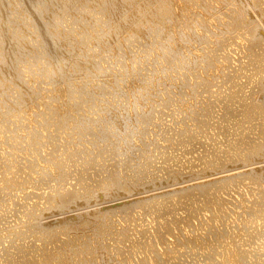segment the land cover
<instances>
[{
	"label": "bare ground",
	"instance_id": "bare-ground-1",
	"mask_svg": "<svg viewBox=\"0 0 264 264\" xmlns=\"http://www.w3.org/2000/svg\"><path fill=\"white\" fill-rule=\"evenodd\" d=\"M17 1L16 0H0V83H1L0 92L1 93L8 92L11 86L13 85L16 86V88L18 87V89L20 90L18 98L14 97V99L10 103L8 100V103H6V107H8L7 104L8 105L10 104L9 105L10 108L11 106H17L14 108H18V106L21 107L24 104H27L26 101L29 100V98H27L26 100L25 93H22V87H21L22 86V82H21L22 73L19 72L20 70L18 69H20L19 68L20 66L18 65H19V62L21 63V60L24 59V55L26 53L32 52L33 54V51L36 49L32 43L26 42L27 40L25 41L26 34H28L27 37L29 39V36H30L29 33H31L33 36L35 35L32 38L36 39L35 37L37 36V39L39 40V43H40L39 47L42 44V47H41L42 49L41 50L39 49L40 51H38V55L36 56L37 59L39 60L43 58L41 60L43 63L44 57H46L47 62L49 64L47 68L46 67L47 62L43 63V65L45 64L44 65L45 67H41L42 71H39V72L42 73L43 75L44 74L47 75V77L50 78V82L54 86V89L52 88L53 91L58 92L60 94V97H62L63 99L66 98L65 103L69 105L71 112L73 111V108L75 109V112L73 111V113H70L69 110H67L66 112L63 111L64 112L63 113L59 109L53 110L51 113L49 112L50 110L47 109V111L49 112L48 114H45L47 112L44 109L45 110L44 112L43 111L40 112V113H43L42 120L45 118V116L47 118H50L49 120L53 121V123H51L48 119H44L43 121L48 120L46 121V125L48 123V126L55 125L54 131L55 130L58 131V129L62 130L65 128H69L71 126L74 129H76L75 132H78L80 135H82L83 133H88L90 134V137H91L92 136L91 134H93V136H95L93 139L95 143L94 142L92 143L90 141L91 138L89 141L92 143L91 146L94 148L92 150L94 152V157H91V160H94V162L92 163L91 160L86 161L85 157L86 158L89 157L90 159L89 153H91V151L88 152L87 151L88 148H83V146L81 147L80 145L76 144L77 140L75 144L68 143L69 140L67 141V143H65L67 144L66 145L67 148L68 147L72 148V150L69 149L70 153L66 154V150L65 149L63 150L60 148L61 145H59L58 147V145L55 144L57 137H58V135L56 137V134L58 132L55 131V133L57 132L56 134L54 133L55 138L53 137V135L52 136L46 135V138L47 139L49 138L52 140L56 139L53 142L54 143L53 145H56L58 148L56 146H52L51 145L52 141L49 140L50 142L49 141H46V142H48L49 145L52 146L51 148H53V150L51 151L48 150L49 148L47 149L49 153L47 152L46 153L50 155L49 157H46L45 156L46 154L42 155V153L39 152L40 150L39 151L37 150V153L38 152L39 154L41 153L40 155L41 157H39L40 159L37 158L38 159L37 162H35V160L34 162L36 163V165L39 162H43L44 166H42V172L40 173L39 178L35 181L34 178H36L37 175L36 176L34 175L36 172H38V171L34 172L33 170L35 163L33 162L32 164H30L27 161L25 163H28V164L15 165L14 163L17 161L16 157H14L15 159H13L12 157L16 155L17 153L15 154L14 152L13 153L14 155L11 156V152L8 151L9 152L8 153L5 150L8 153V155H10L12 160H15V161H13L14 162L13 163L11 159H8L9 157L7 158L4 155L3 157L6 158L4 159L5 161L3 160L4 162L2 161L4 166L2 164L0 165L1 167L3 166V170H4L5 167L6 166L8 167V164H9L8 170L5 169L4 171H2V168L0 167L2 171V172L0 171V224L3 219L6 220L8 224L7 227H3L1 228L2 230H0V233H1L0 234V244H1L0 245V264H180V263L181 264H264V164L262 166L260 165L262 163L261 161L264 160V40H263L264 38L260 37V33L261 32L264 33V0H245L243 4L237 5V8H238L237 11L233 10L232 12V17H231L232 22L230 21L223 22L224 30L220 31V34H222V37L217 36L219 31L214 32V31H211V29L210 31L208 30V27H207L208 23L206 22L207 20L206 21L204 20V18L201 15V12L200 14L194 13L195 15H197V18L194 19L195 27H197L199 31H206V32L208 31L209 34L208 35L206 34V35L209 38L210 37L214 38V40L211 41L207 39L208 37L205 35V33L195 35L200 43V45L198 46H202L201 48H204L202 49L203 51L206 48H209V49L208 50L206 49L207 52H205L204 54L201 53V54L195 55L194 60L192 59V61H194L192 62L193 63V66H191L192 68L185 65V67H189V70H188L189 73H191L190 72L191 69L192 71L197 73L196 71L202 67L201 63H205L203 67L204 68L206 67V69H204L206 71L208 70L207 68L215 67L214 57L217 56L216 51L221 48H213L211 45H209V43L213 44V46L217 44V47H221L222 44L220 42H222L226 38V35H229L233 32L234 33L236 32L239 35L240 40L244 41V43H242L241 45L242 48L244 49V54L240 58V60L237 61V64H235L233 68H231L230 70H222V76L224 78V81H223V78H221L222 79L221 81H223L224 85H220V87L216 86L217 90L214 89L215 91L214 90L207 91L209 92L208 97L211 96L210 98L214 97L215 99L205 104L202 102L204 99H206L204 98L200 102V106H199L200 112H198L199 110L196 111L195 113L194 112L192 113V111L189 112L190 114L192 113V114H195L196 116L194 117L195 119L193 120L194 122L193 128L190 127L189 124L186 125L185 127H179V128H177V126L176 128L168 126V128L163 130V132H159L161 137L158 135L160 138H158L157 140L158 142L161 140L163 142H166V145H161L160 143L156 142V140L154 141V143H152L153 141H149V142L147 141V143H150V144H145L144 142H142L144 140L142 138L141 143L142 144L144 143L143 147H140L142 144L138 143L140 138L138 137L137 134L135 135V131L137 130L136 128H138V125L141 126L145 124L144 126H146L149 123V121L151 122L154 109L152 110H149V109H151L150 107L152 106L150 105L148 107V110H146L145 109L146 105L145 106L142 105L143 107H145L143 108L145 109V111H142V106H141L140 108L141 113L138 114L140 120H138V122L136 120V122L138 123V125L136 124L137 125L136 128H134L135 126H133L132 128L131 124L128 125L127 123H126L127 126H125L124 125L125 123H123L122 125L125 126V128L123 127L124 130L121 133V131L113 123V120L112 121L110 120L111 124L109 125L111 126L107 127L105 125L107 124V122L104 123L102 126L101 125L102 123L98 124V121H97L98 119L94 120L93 119L94 117L90 118V116L79 114L80 107L83 104L85 105V102L88 103L89 101V99L88 100L86 99L88 95L86 94L87 96H85L84 89L81 93L79 91L78 93L77 91H75L76 89L75 87H72V86L66 87L64 85H61L60 83L61 78L70 79L68 70H66L65 63L66 62L75 63L77 66L79 65V72L82 73V76L83 74L90 76L91 71L94 70V69L93 70L91 69L95 68L92 66L94 65L98 66V62H96L95 59H97L98 56H103L107 52L111 51V48H109V51L105 50L106 47L103 46L105 41L114 43V46L116 45L121 51H123V55L125 56H126V53H124V51L127 50V55L130 56L131 55L129 52L130 47H131V50H134V49H133V46L131 45L129 46V50H128V48L126 47L128 44L126 43L127 42L129 43L131 40L135 42V40L137 41V39H140V41H137L136 43L139 42V45L141 43L143 44L144 42L142 41L144 40L142 39H144L146 35L148 34L150 35L151 33L150 36H151L152 41L154 42V48L158 49L157 53L158 51H161L164 58L167 59L166 61L168 60L176 61V64H177V60H178V63L180 64V61L183 58V54H184V53L182 54L183 50L180 51L179 50L180 47L178 48L176 44H174V47L176 46L178 50H176V48L174 49L172 47L173 46L172 43L177 38H178L177 40H179L180 37H183V38L186 37L183 35L185 28L183 29L182 21L185 19H187L188 21H191L190 20L191 18L189 19L188 17L191 14L190 8H189V2L191 0H27V1L25 0L24 4L20 2L18 3ZM199 1L200 0H197V2ZM26 10L31 11V14L30 12L27 13ZM213 14L215 13H212L211 15L213 16ZM76 17L77 18L80 17L81 23L83 22V24L81 23L79 24L80 21L79 22L77 21V23L82 26L81 27L82 30L80 28L81 31H77L78 33L81 32L79 37L74 36V33L76 32L75 30H74L75 31L74 33H73V30H71L73 35L70 33L71 31L68 32L69 34L68 33L67 34L63 33V35H61L62 33L56 34L57 32H59V30H57L59 28L57 27V25H59L58 23L61 20L67 19V18L70 20V18H76ZM214 17L215 16H213V18ZM35 18L37 19L35 20ZM64 21L66 22V20L62 21L65 24ZM66 23H69L71 25V22L67 21ZM61 25L59 26L61 27ZM72 25H73V21H72ZM53 28L55 29L57 28L56 33ZM67 29H63V31L65 30V33H66ZM60 31H62V29H60ZM192 32H195V31H192ZM152 33H153V36H152ZM185 34L187 35V33ZM189 34L191 35V31ZM245 37H249L250 40L245 39ZM104 38L106 39L108 38L109 41L105 40ZM149 38H146V39L149 40ZM47 41H49V44ZM92 41H95V45L93 47L91 45ZM180 42L178 43L180 44ZM109 44L110 43H108V45ZM112 45L113 44H111L110 46ZM133 45L135 46V43ZM229 45H233V42H231ZM50 46H52V49H51L52 52L49 50L50 51L49 53L47 49ZM103 47H104V50L102 49ZM182 47H184V45ZM36 50H35V53L37 54ZM133 53L134 51H132V55ZM118 54L120 55V53ZM162 54H160V56ZM135 56L137 55L135 54ZM127 57L126 59L124 58L126 61L129 60ZM28 58L30 59V57H27V55H25V60L26 59L28 60ZM161 58L163 57L161 56ZM27 60H26V64L31 65L32 63L34 65V63H36L35 60H34L35 62H31V63H29L30 60H28V63H27ZM89 60L91 61L92 64L90 66V63H89V67H88L87 62ZM125 60L121 59L118 62V64H120L121 65L120 67H122L121 72L127 71L126 72V75H127L129 70H126L127 69L126 66L129 63L127 62L126 64ZM41 61H38V62H41ZM154 61L156 62V60ZM168 62H166L165 65H167ZM49 66H51L52 69ZM168 67L172 69L171 66L169 65H167V67L165 66V68H168ZM177 67L180 69L179 66H176L175 68L178 69ZM21 69H22V66H21ZM96 69L98 68L96 67L94 72H97ZM181 69H183V67ZM210 71L211 70L209 69L208 72ZM194 72H193V75L195 76H192V77L194 80H196L197 77H199L198 76L199 73L195 74ZM135 73L137 72L135 71ZM126 75H123V76H126ZM186 75L187 74H185L184 76ZM199 75L202 76L201 74ZM203 76H206L208 78L209 74L203 75ZM194 77H196V79ZM187 78H188V75L186 77V80ZM117 79L118 78H116V82H117ZM204 79L201 78L200 82L197 80V83L194 81V85L196 84V88L203 84L205 86L210 87V81H206ZM112 80L115 81L114 78ZM120 80L118 82H120ZM139 80L137 81L138 83L140 82ZM157 80L160 81L159 79ZM186 80L184 79L183 81H186ZM142 81H143V78H142ZM107 82L108 81H106V83ZM112 83L115 84V82L113 81ZM158 83L159 82H157V84ZM187 84H184L187 86V88L192 89V90L196 89L195 86L194 88H192L193 84L189 85L188 82ZM103 86L105 85L103 84ZM146 86L148 87L147 84ZM163 86L165 87V85ZM168 86H171V85H168ZM183 87L185 89V86H182V88ZM160 88L163 89L162 86ZM169 88H172V87H169ZM182 88H180V90ZM98 89H100V91L104 89V93L107 90V89L105 90V87L102 89V86H99ZM127 89H126V92H127ZM152 89H153V85H152ZM199 89L200 88H198V90ZM32 90L31 89L29 90L30 93L29 94L27 93V96L28 95L31 96L30 99L32 98V102L34 104L36 103V101H38V97L40 96H38L35 92H33L34 90L33 91ZM115 90L118 91L117 95H119L120 86H119V90L117 88ZM143 90H145V87ZM182 91L180 92V98L182 97L181 96ZM126 92L124 91V94ZM156 92L159 93L160 90L159 91L157 90ZM171 93H172V90H171ZM171 93L170 95H172ZM176 93L178 94L179 92H176ZM196 93L194 94L195 96L197 95ZM143 94L146 95V92ZM166 94L168 96L167 91H166ZM183 94H185V90ZM176 95L173 94V96H176ZM194 95H192L193 98H194ZM187 96L188 94L186 95V97ZM119 97L123 99L124 96L123 97L119 96ZM134 98L135 96L133 97V99ZM146 98L147 97L143 99L146 101ZM125 99H123V101ZM148 99L149 98H147V100ZM159 99L160 100L162 99V95H161V98ZM186 99H189V98L187 97ZM198 99L200 98L198 97ZM42 100H39V101H42ZM39 101L38 103L40 104ZM145 101H143V103L144 104L147 103V105H149L148 102H145ZM150 101L151 99L149 100V102ZM173 101L175 102V100ZM153 102L154 101H152V103ZM167 102H166V106H167ZM140 103L142 102L140 101ZM42 104H44V102L41 103V106H43ZM157 104L158 102H156V104L154 103V105H157ZM135 105L136 104H134V111L136 110ZM137 105H138V102H137ZM163 105H165V103ZM194 105L196 106V103ZM90 106H93V105H90ZM125 106H127L125 108L127 109L128 105L125 104ZM158 106H161V103L160 105H157V107ZM218 106H220V109L222 111L219 114H217V110H216L219 108ZM105 107L107 106L102 107L101 110L106 111L107 108L105 109ZM44 108H47V104H46V107ZM97 109H100V106L99 108L97 107ZM125 109L121 108V110H123L122 111L123 114H126ZM14 110L15 109H13L12 111L13 114H15L16 112ZM116 110H117V113H120L118 112V109ZM109 111L111 112V109L106 111V113ZM134 111L132 112L133 114L136 113V111L135 112ZM214 111H216L215 115H214L215 113ZM10 112H9V115L11 114L13 117V114ZM40 113L38 115L39 118L41 117ZM5 114L7 113H4V115ZM77 114L79 116L78 118L76 117ZM1 115H2V118H4L2 112H1ZM101 115H102V112H101ZM119 115H120V118H122L121 117L122 114L120 113ZM161 115H157V116L159 117ZM171 115L173 116V114ZM115 116L117 115L115 114L114 118ZM127 116L129 118L130 115H127ZM185 116L182 117L183 120ZM134 117L133 119H138L137 117L136 118ZM2 118L0 120L1 127L5 126L7 122H9L10 124L14 123V126H15V121L11 123L10 121L11 119L8 120L10 116L9 118L5 117L6 119H4L3 122H1ZM37 118L36 120H38ZM52 118L53 120H51ZM120 118L118 117V119ZM104 119L105 118H103V120ZM185 119L188 120L189 118H185ZM191 119H192V116L190 120ZM121 120L123 121V118ZM129 120L131 119L129 118ZM129 120H127V122H130ZM173 122L175 123L176 121L174 120ZM190 122H192V120ZM153 123H156V122L153 121ZM39 124H41V121L37 123L38 126H41ZM180 124L182 125V123ZM8 125L6 126V128L5 127H2V128L7 130ZM37 125H36V128H37ZM10 126L12 129L13 125H10ZM22 127H25V126L22 125ZM9 128L10 127H8V131H9ZM45 128H47V126L44 127V129ZM49 129H51V127L47 128L45 131ZM112 129H114L115 131H112ZM162 129H159V130L161 131ZM38 130L41 131L42 133V129L40 130L38 127ZM39 131L34 130V132L29 133L25 137L27 138V140L24 138V141H23V138L21 139L18 136L19 139L22 140V142L20 141L21 144L18 141L17 143L18 147L19 145H22V143H24L26 140V142L28 141L26 143L27 145L29 144L32 145L33 148L29 145L31 148L30 150L33 151L35 155L36 153L35 149H39V147L43 145L42 144L39 146V144H41L42 142V139L41 137L39 138V136L42 135L43 138L45 136L44 134H41V133L40 135ZM141 131L142 130L139 128L138 132H140L139 134L142 135L143 131L142 132ZM146 131L148 132V130ZM50 132L48 134H50ZM68 135L72 136V133H69ZM136 136L139 139H137ZM203 136H204V140H207V142L209 141V143H211L213 147H210L208 149L205 147V145L203 144L205 143V141L202 142ZM13 137L15 138V136H12V137L10 136V138H13ZM143 137L145 136L143 135ZM5 138L8 140L9 137L7 138L3 136L2 140L5 141ZM2 140H0V143ZM13 140L11 139L12 142ZM38 141H40L39 144H37ZM12 142L9 143V140L8 142H5V144L9 147V149L7 147L6 148L10 151L17 150L18 147L17 149L15 148L17 145L16 146L12 145ZM79 143L81 144L82 142L79 141ZM5 144L4 146H6ZM36 144L38 147L35 146ZM196 144H199L201 147H203L202 150L198 149V152L199 150L200 152L197 154L200 156L199 163L203 165L202 169L197 170V171L189 170L185 173L183 172V170L179 169V167L178 169L170 170L168 174H165L167 175V177L165 176V178H166V182H168L167 179H169L168 175L170 174L169 176L172 177V180H173V183L171 184L167 183V184L162 185L161 180L164 181V177L163 179L150 178L151 180L149 182L148 181L146 182H148L149 186L151 185V189H149V186L147 187L149 189L148 191L152 192L153 194H151L150 196H146V195L144 196L143 194L142 196L140 195L142 191H144L143 190L144 188L141 189V187H146L145 186L146 182L144 181L142 182V177H139L137 175L138 174L140 175L143 172H149V171H146L147 168L151 164L150 158L152 154L147 155L149 154V152L151 153L152 151L153 153L154 150L156 149L158 150L162 147L163 148V150L161 149L162 152L157 151L158 153H160L157 155L158 156L161 155L160 157L162 161L164 163H167L166 168H168V166L170 167L171 164L174 163V160L178 158L179 156H182V154L184 155L186 153L188 154V151H189V153H191L192 155V153L196 152L198 148ZM0 145L2 146V144ZM33 145L36 148H34ZM152 145L154 148H152ZM206 145L208 146V143ZM23 146H21L23 150L22 148H19V151L20 149H21V152L24 151L26 147L24 148ZM63 146L65 147L64 144ZM150 146L152 149H149ZM46 147H48L47 144H46ZM59 148L61 149V151L63 150V153L59 151L60 155L59 154L57 155L58 153L57 151L60 150ZM27 149L28 148H26L25 150L28 151L29 149L28 150ZM56 149L58 150L56 151V153L53 154L52 152ZM30 150L28 151V153H30ZM47 150L45 149V151ZM95 150H96L97 155L95 153ZM176 150H180L181 152L178 154V151ZM19 151L17 150L16 152H19ZM25 152H22L24 153L23 154L24 157H28L29 154L27 153V156H25ZM33 152H31V154ZM83 152H86V153H83ZM175 152L177 154H175ZM82 153L85 154V157L81 156ZM130 153H133V155H135L136 157L145 158V161L143 164L142 162H138L139 160L136 159V157L134 158L135 160H137L138 163H140V167L138 166L140 170L138 169L139 171H137L139 173H135L136 168L133 169V166L137 164L133 162L132 154L130 155ZM39 154L37 155L39 156ZM20 155H18L19 161H17V163H20V159H21ZM80 156L82 159L83 158L84 159L81 160ZM95 156L100 157L98 158L99 161L95 160L96 159ZM192 156L194 157V155ZM3 157L1 158L0 156L1 159H3ZM107 157H110L111 163H109V161L106 159ZM155 157L156 156H154L153 159H155ZM191 157L189 158L185 157V158L186 160L188 159V161H191L192 160ZM179 158L178 160H180ZM23 159L25 158H23L22 156L21 163ZM104 160L108 161L107 165H105V163L104 165L102 164ZM176 162L178 163L179 161H176ZM132 163L135 165H133ZM174 164H172L171 167H174L173 166ZM229 164L234 165V167H231L230 169L227 168V165ZM249 164L253 165V167L251 166L248 168L247 166ZM14 167L15 168L17 167L19 174H17L18 171L16 173V169ZM36 167L34 169H36ZM96 167H98L99 169H96ZM141 167H143V169H141ZM246 167L248 168V170L246 169ZM10 168L11 169L14 168L15 170L14 171L10 170L11 172H9ZM93 169L95 172H93V175H92V172L90 173L89 170L92 171ZM132 169L135 170L134 173L132 172L133 171ZM216 170H219V171H216ZM234 171H237V172L229 175V173L234 172ZM153 175H150V176L153 177ZM73 176L75 178H73ZM183 176L184 177L186 176V177L182 179ZM92 177H94L95 179L92 180ZM69 178L75 179V183L70 182L72 183L70 185V188L65 190L63 188L64 186H67L65 184L68 183L65 181H67V179L70 180ZM130 178L132 179L130 180ZM179 179L180 180L182 179L181 182H178ZM155 180H158L159 183H155ZM51 182L53 183L52 185H51ZM94 182H95V185L93 184ZM44 184L46 185L48 184L47 186H49V184L51 185L49 186L50 187L49 191L47 189V191L44 190V193H40L36 190L38 193H34V191L30 189L29 192H27L26 190L27 194L21 191L22 194L19 195V192H18V195H14V193L17 194V191L19 190V188L20 189L22 188L23 190V188L25 187L27 189L29 188V185L30 187L35 186V188H38L43 192L44 188L42 189L39 187L40 186L42 187ZM241 185L242 187H245L246 189L245 191H243L244 194H239V199L236 200L235 203L233 204L229 203V201L223 195L227 193L226 191L233 189L234 187L240 188ZM240 189H243V188H240ZM240 189L239 191L242 192V190ZM134 192L137 195L139 194L141 197L139 196L137 197V195H135L133 197H136V200L134 198V201H131L130 199L131 195L129 196V194L134 193ZM125 194H127L130 198H128V196ZM21 195L25 196L24 197L25 202L22 199L23 203L21 204L18 200H15L14 203L16 204L17 202L18 207L15 208L16 205L14 204L15 205L14 209L12 208V210H10L8 206H10L12 203L11 198L13 196L19 197ZM118 196L122 197V198L120 197L121 200L125 196H127V198L130 199L129 201H131L128 203H124L121 206H118L120 210L119 211L120 213L118 212V214H121V213L124 214L128 220L132 216L131 211L134 208H139L140 210L141 209H143V211L145 210L146 214H149L151 212L152 220L149 223L150 226L146 230V232H149L150 234L147 236L146 239H142L141 242L140 241L138 242L136 240L140 234L133 235L131 233L130 235L129 234L130 230L128 228L118 229L116 230L117 233L110 232V234H112L113 237H115V238H111L113 245H122V247H128L129 245H125V244L130 243V246H131V251L130 250L125 251L120 246H116V247L114 246L113 248L116 249L117 251L115 252V255H110L109 252L106 250V248L102 247L99 244L95 246V242H96L95 237L100 236L99 234L100 229H98L97 231L96 227L109 223L112 218L111 216H113L112 213L114 212V208L116 209L117 206H115L114 208L110 207V208L103 209L104 210L103 211L102 209L99 210V207L95 208V206L97 207V205H94V208H92L93 205L90 203H92L99 197H103V198L104 197L106 198L116 197L117 198ZM20 198L19 200L21 201ZM26 198L27 200H29L28 202L26 201ZM125 199H123V202ZM108 201H105V203L108 204L107 203ZM111 201L109 203L113 202ZM99 203H96V204H99ZM14 205L12 204V206ZM171 205H182L181 207L185 206L186 209L185 208L183 209L187 210V213H185V216H183V218L179 217L180 220L175 219L177 221H174L172 218L173 216L172 210L169 209ZM86 206H89V207L91 206L92 209L90 210L87 209L89 211L87 210L85 211ZM163 207L167 208L168 212H162ZM176 210L178 209H175L173 211L176 212ZM201 210H203V212L205 211L206 214L204 213L203 215L202 213H200ZM70 211L72 212L77 211V212L76 213L74 212L75 214L72 213L73 215H71L69 213ZM66 212H68L71 216H66L65 215ZM5 213L10 214V216L9 215L6 216ZM48 213L50 217L51 215H54V217L56 218L54 221L46 223L47 221L45 219L47 217L50 218L49 216L47 217L45 216ZM162 213L167 216L163 215ZM168 216H171V218ZM9 217H10V220H7L9 219ZM194 220H196V222ZM97 223H99L100 225L97 226ZM89 224H91V226ZM109 228H112V226H109ZM89 229L92 230L94 235L96 234L95 237L94 235H92L94 237L93 240L95 239V242H92V243H90V241L88 242V239L89 240L91 239L89 238V235H90L89 234L88 239H86V243L84 242L85 240L83 239L81 240L84 243H82V241L81 243H79V241L76 239L77 238L76 236L79 233L82 234V232L88 231ZM62 230H63L62 235H64L65 237L60 240L59 235H61L60 232ZM81 234H79V236ZM86 236L87 234L85 235V238ZM130 236L136 238L135 241L134 239L132 241ZM82 237L83 236L81 235L80 238ZM76 240L79 243V244L77 243V245H75ZM135 242H137V244H141V248H139L138 250L135 249L136 248ZM112 244L110 246H112ZM138 255L139 257H137ZM136 257L137 259H134Z\"/></svg>",
	"mask_w": 264,
	"mask_h": 264
},
{
	"label": "rangeland",
	"instance_id": "rangeland-1",
	"mask_svg": "<svg viewBox=\"0 0 264 264\" xmlns=\"http://www.w3.org/2000/svg\"><path fill=\"white\" fill-rule=\"evenodd\" d=\"M17 1V0H16ZM27 1V0H26ZM18 3L20 2V3H25V0H18L17 1ZM240 2V3H239ZM243 2H245V0H200L199 2H197V0H191L190 2H189V8H190V15L188 16L189 17V19L191 20V21H188L187 19H185V20H183L182 22H183V24H182V26H183V29L185 30L184 32L185 33H187V35L183 32V35L184 36H186L185 38H183V37H180L179 38V40H177V39H175L176 40V42H175V40L173 41V43H172V47L175 49L176 48V46L179 48V50L180 51H182V54H183V60L181 59V61H180V59H179V61H180V64L178 63V60H177V64H176V61H166L167 59H165L164 58V56H163V54H162V52L161 51H158V53H157V50L158 49H155L154 48V42L152 41V39H151V33H150V35H149V37H148V35H146V37L144 38V39H142V40H144V41H142V42H144L143 44L141 43L140 45H139V42L138 43H136L137 41H140V39H137V41L135 40V42L134 41H130V42H132V43H126V44H128L126 47L128 48V50H129V46H133V49L134 50H131V47H130V50H129V52H130V56H128L127 55V50H125L124 51V53H126V56L125 55H123V51H121L116 45L114 46V43H112V42H107V41H105L104 42V47H106L105 48V50H108L109 51V48H111V51H109V52H107L105 55H103V56H98L97 57V59H95L96 60V62H98V66L97 65H94V66H92V67H97L98 69H96L97 70V72H94L95 71V68H92L91 70H93V71H91V74H90V76L89 75H84L83 74V76L84 77H86V78H84L83 76H82V73L81 72H79V65L77 66L75 63H65V65H66V70H68V74H69V76H70V79H65V78H61V80H60V83H61V85H64V86H66V87H69V86H72V87H75L76 89H75V91H79L80 93L83 91V89H84V93H85V96H87V100L89 99V101H88V103L87 102H85V105L83 104L81 107H80V110H79V114H82V115H87V116H90V118H92V117H94L93 119L94 120H97L98 121V124H101L102 126H103V124L104 123H106L107 122V124H105L107 127H109V126H111V125H109V124H111L110 123V120L112 121L113 120V123L115 124V126L121 131V133H122V131L124 130L123 129V127L125 128V126H127L126 125V123L128 124V125H130L131 124V127L133 128V126H135L134 128H136L137 127V125H138V120H140V118H139V113H141V106L143 105V106H145V107H143L142 106V111H145V109L146 110H148V107L151 105L152 107H150L151 109H149V110H152V109H154V113H153V116H152V119H151V122L149 121V123L146 125V126H144V125H141L142 127H143V129H142V127L141 126H139L138 125V128H136L135 130V135L137 134L138 135V137L140 138H138L137 136V139H139V142L138 143H141V141H142V138L144 139L142 142H144L145 144H150V143H147V141L149 142V141H153L152 143H154V141L156 140V142H158L157 140H158V138H160L161 136H160V133L159 132H163V130H165V129H167L168 128V126L169 127H173V128H176V126H177V128H179V127H185L186 125H188L189 124V126L190 127H192L193 128V124H194V122H193V120L195 119L194 117H196L195 116V114H192L193 112L195 113L196 111H198V112H200V109H199V106H200V102L204 99V98H206V99H204L202 102L203 103H208V102H210V101H213V99H215L214 97H212V98H210V97H208V94H209V92H207V91H213L214 89H216L218 86L220 87V85H224L223 84V81H224V78H223V76H222V70H230L231 68H233L234 66H235V64H237V61L238 60H240V58L243 56V54H244V49L242 48V43H244V41H242V40H240V38H239V35L235 32H233V33H231V34H229V35H226V38L222 41V42H220L221 44H222V46L221 47H217V44L216 45H214L213 46V44H211V43H209V45H211L213 48H221V49H219V50H217L216 51V54H217V56L216 57H214L215 58V61H214V66L215 67H211V68H207L208 70L206 71V70H204V69H206V67L204 68L203 66H204V64L205 63H201V65H202V67L201 68H199L196 72L197 73H195L194 71H192V69L190 70V72L191 73H189L188 72V70H189V67L190 68H192L191 66H193V63L192 62H194V61H192V59L194 60V58H195V55H197V54H204L205 52H207V50L209 49V48H206L204 51L202 50V49H204V48H201L202 46H198V45H200V43H199V41H198V39H197V37L195 36V35H198V34H204L205 33V35L207 34H209V32L207 31H199L198 30V28L197 27H195V20L194 19H196L197 18V15H195L194 13H198V14H200V12H201V15H202V17L204 18V20L208 23L207 24V27H208V30L210 31V29H211V31H214V32H217V31H219V33H218V37H222V34H220V31H223L224 30V26H223V22L225 21H230V22H232L231 21V17H232V12H233V10L234 11H237V5H239V4H243ZM28 10V9H27ZM26 10V11H27ZM30 10V9H29ZM8 11V10H7ZM28 12H30V14H31V11H27V13ZM212 13H215V14H213V16H215L214 18H213V16L211 15ZM194 14V15H193ZM211 15V16H210ZM79 18V19H78ZM76 17V18H70V20L67 18V19H63V20H66V22L68 21V22H71V25L69 24V23H66L65 21V24L62 22L63 20H61L58 24L59 25H61L62 23V25H61V27L59 26V25H57V27H59L57 30H59V32H57L56 33V29L55 28H53L54 30H55V33L56 34H61V35H63V33L64 34H67L69 31H71V30H73V33H74V36H76V37H79L80 36V33H78L77 31H81L82 30V26L81 25H79L80 23H81V18L80 17ZM192 18H193V20H192ZM37 18H35V20H36ZM78 19V20H77ZM72 21H73V25H72ZM77 21L79 22V24L77 23ZM193 23V24H192ZM81 24H83V22L81 23ZM212 24V25H211ZM212 26V27H211ZM69 27V28H68ZM194 27V28H193ZM70 29V30H68V29ZM72 28V29H71ZM80 28H81V30H80ZM52 29V30H53ZM60 29H62V31H60ZM63 29H67L66 30V33H65V30L63 31ZM194 29V30H193ZM53 30V31H54ZM75 30V31H74ZM188 30V31H187ZM190 31H191V35L189 34L190 33ZM192 31H195V32H192ZM201 32V33H200ZM71 34H72V31L70 32ZM195 33V34H194ZM69 34V33H68ZM75 34H77V35H75ZM27 35L28 34H26V36H25V41L26 42H28V43H32L34 46H35V48L37 49H35L36 51H37V54L35 53V50L33 51V54H32V52L31 53H26L25 55H27V57H30V59L28 58V60H30V62L29 63H31V62H35L36 61V63H34V65L31 63V65L30 64H26V60H25V55H24V59H22L21 60V63L19 62V65L18 66H20L19 68L20 69H18V70H20L19 72H21L20 74H21V82H22V93H25V97H26V100H27V98H29V100H27L26 102H27V104H24L23 106H18V108H14V107H17V106H11V108L9 107V105L7 104V106L8 107H6V103H8V100H9V103L10 102H12V100L14 99V97L16 98H18V95H19V89H18V87L16 88V86H11V88L9 89V91L8 92H5V93H1L0 92V120H1V118H2V115H1V112H2V114H3V117L4 118H2V121L1 122H3L4 121V119H6L5 117H7V118H9V116H10V118L8 119V120H10L11 121V123L12 122H14L15 121V126H14V123L13 124H10L9 122H7V124L5 125V126H2V127H5L6 128V126L8 125V124H10V125H13L12 126V129H11V126L10 125H8V127H10L9 128V131H8V127H7V130L6 129H4V128H2L1 126V128H0V135H1V137H0V140H2V138H3V136L4 137H9L8 138V140H9V143H11L12 141H11V139L13 140V138H10V136L12 137V136H15V138H14V140H13V142H12V145H14V146H16L17 145V143H18V141H19V143H20V141L22 142V138H23V141H24V138L26 137V135H28L29 133H32V132H34V130L35 131H39L38 130V127H39V129L41 130L42 129V133H41V131H39V134L41 133V134H44L45 136H44V138H43V136L41 135V136H39V138L41 137V139H42V142H41V144H39L40 143V141H38V143L37 144H39V146L40 145H42V146H40L39 147V149H35V155L37 156H35L34 155V152L33 151H31L30 149V146L32 147V145L31 144H29V145H27L26 143L28 142H26V140H27V138H25L26 140H25V142L24 143H22V145H19V147H18V145L15 147L16 149H17V147H18V151H19V148H22L21 146H23L24 148L26 147V148H28L29 150H30V153H28V151H26L25 149H24V151H22V152H25V156H27V153L31 156H29L28 155V157H24V153H22L21 152V149H20V151L19 152H16L17 150H12L11 148V150L13 151H10V150H8L9 149V147L5 144V142H8V140L5 138V141L4 140H2L1 141V143L0 144H2V148L0 147V156H1V158L5 155L8 159H11V161L13 162V161H15V160H12V158L13 159H15L14 157H16V160L17 161H19V156L18 155H22L23 156V158H25V159H23V161H22V163H21V160H22V156L20 155V163H17V161L14 163L15 165H23V164H28V163H25V162H29L30 164H32L33 162H34V160H35V162H37L38 161V159L37 158H39V157H41L40 155H41V153H42V155H45L46 157H49L50 155H48L47 153H49V151L48 150H53V148H51L52 146H56V145H53L54 143V141L56 140H52V139H47L46 138V135H49V136H52L53 135V137L55 138V134H56V137H57V135H58V137H57V140H56V142H55V144H57L58 145V147H59V145H61L60 146V148L61 149H65L66 150V154H69L70 153V150L69 149H71L72 150V148H67V144H65V143H67V141H68V143H74L75 144V142H76V140H77V142H76V144H78V145H80L81 147L83 146V148H88L87 149V151L88 152H90L91 151V153H89V156H90V159H89V157L88 158H86L85 157V154H83V153H86V152H83L82 154H81V156L82 157H85V159H86V161H89V160H91V157H94V152L92 151L94 148L91 146L92 145V143L94 142L95 143V141L93 140L94 139V137L95 136H93V134H91L92 136L90 137V134H88V133H83L82 135H80L78 132H75V130L76 129H74L73 127H69V128H65V129H58V131L57 130H55V131H57L56 133H55V131H54V129H55V125H51V126H48V123H47V125H46V121H48L50 118H47L45 115V118L44 119H48V120H46V121H43L42 120V115H43V113H40V112H44L45 110H46V112L47 113H45V114H48L49 112H51L52 113V111L53 110H56V109H59L60 111H64V112H66L67 110H69L70 111V113H73V111L75 112V109L73 108V111L71 112V109H70V107H69V105L67 104V103H65L66 102V98H62V97H60V94L58 93V92H56V91H53V89H54V86L51 84V82H50V78H48L47 77V75H45V77H47V78H45L44 77V75L42 74V73H40L39 71H42V68L41 67H45L44 65H43V63H45V62H47V58L46 57H44V60H43V63H42V59L43 58H41V59H37V55H38V51H40L42 48V44L40 45V47H39V40L37 39V36L35 37L36 39H34V38H32V37H34L31 33H29V39H28V37H27ZM73 35V34H72ZM206 35V36H207ZM152 36H153V33H152ZM193 36H194V38H193ZM233 36V37H232ZM172 37H174V36H172ZM208 37V36H207ZM260 37H262V38H264V33H260ZM146 38H149V40L148 39H146ZM33 39V40H32ZM105 40H108L109 41V39L107 38H104ZM195 39V40H194ZM207 39H209V40H211V41H213L214 40V38H212V37H208ZM245 39H247V40H250V38L249 37H245ZM30 40H32V41H30ZM185 40H186V42H185ZM190 40V41H189ZM197 40V41H196ZM264 40V39H263ZM30 41V42H29ZM34 41V42H33ZM181 41V42H180ZM183 41V42H182ZM193 41V42H192ZM38 43V44H36V43ZM48 42V44H49V41H47ZM94 42V43H93ZM135 43V46L133 45L134 43ZM149 42H151V43H153V44H151V43H149ZM178 42H180V44L178 43ZM188 42V43H187ZM199 44H198V43ZM231 42H233V45H229ZM235 42V43H234ZM108 43H110L109 45H108ZM182 43V44H181ZM183 43H185V44H183ZM191 43H192V45H191ZM111 44H113L112 46H110ZM147 44V45H146ZM174 44H176V46L174 47ZM92 47L95 45V41H92ZM150 47H149V46ZM181 45V46H180ZM184 45V47H182ZM108 46V47H107ZM110 46V47H109ZM147 46V47H146ZM39 47V48H38ZM104 47L102 48L103 50H104ZM115 47H117V48H115ZM144 47V48H143ZM153 47V48H152ZM187 47V48H186ZM114 48H115V50H114ZM149 48V49H148ZM178 48H176V50H178ZM201 50H200V49ZM40 49V50H39ZM51 49H52V46H50L47 50L49 51H51ZM145 49V50H144ZM154 49V50H153ZM46 50V51H47ZM136 50V51H135ZM142 50V51H141ZM152 51V53H151V51ZM156 50V51H155ZM50 51H49V53H50ZM132 51H134V53H133V55H132ZM138 51H139V53H138ZM144 51H145V53H144ZM52 52V51H51ZM118 53H120V55L118 54ZM29 54H31V55H29ZM35 54V55H34ZM135 54L137 55V56H135ZM154 54V55H153ZM160 54H162L161 56L163 57V58H161V56H160ZM213 54V53H212ZM109 55V56H108ZM147 55V56H146ZM191 55H193V56H191ZM34 56V57H33ZM128 56V57H127ZM121 57V58H120ZM126 57L129 59L128 61H126L125 59H126ZM188 57V58H187ZM190 57V58H189ZM23 58V57H22ZM34 58H36V59H34ZM46 58V59H45ZM103 58V59H102ZM114 60H113V59ZM125 58V59H124ZM136 58V59H135ZM186 58V59H185ZM32 59V60H31ZM35 61H34V60ZM116 59V60H115ZM121 59H123V60H125V63L127 64V62L129 63V64H127V66H126V70H129L128 71V73H127V75H126V72L127 71H125V72H121L122 71V67H120L121 65L120 64H118V62L121 60ZM143 59V60H142ZM153 59V60H152ZM158 59V60H157ZM165 59V60H164ZM28 60H27V63H28ZM100 60V61H99ZM112 60V61H111ZM132 60H133V62H132ZM154 60H156V62L154 61ZM218 60V61H217ZM38 61H41V62H38ZM185 61H186V63H185ZM190 62V64H189V62ZM166 62H168L167 63V65H169V66H171V68L172 69H170V67H168V68H165V66L167 67V65H165V63ZM172 64H171V63ZM39 63H40V65H39ZM88 63V64H87ZM86 64H87V66L89 67V63H90V66H91V61L89 60L88 62H87ZM132 63H134V64H132ZM136 63H137V65H136ZM142 63V64H141ZM145 63V64H144ZM170 63V64H169ZM174 63V64H173ZM217 63V64H216ZM21 64V65H20ZM139 64V65H138ZM175 64H176V66H179L180 67V69L178 68V69H176L175 67ZM179 64V65H178ZM37 67H36V66ZM38 65H39V67H38ZM48 62L46 63V67L48 68ZM101 65V66H100ZM129 65H131V66H129ZM143 65V66H142ZM165 65V66H164ZM183 65V66H182ZM185 65H187V66H189V67H185ZM217 65V66H216ZM21 66H22V69H21ZM129 66V67H128ZM136 66V67H135ZM183 67V69L185 70H183V69H181L182 67ZM49 67H51V66H49ZM145 67V68H144ZM155 67V68H154ZM174 67V68H173ZM185 67V68H184ZM41 70H40V69ZM133 68V69H132ZM139 68V69H138ZM143 68V69H142ZM186 68H188V69H186ZM203 68V69H202ZM214 68H215V70H214ZM221 70H220V69ZM50 69V68H49ZM51 69H52V67H51ZM168 71H167V70ZM209 69L211 70L210 72H208L209 71ZM213 69V70H212ZM130 70H131V72H130ZM134 70V71H133ZM141 70V71H140ZM159 70H160V72H159ZM201 70V71H200ZM119 71H120V73H119ZM135 71L137 72V73H135ZM179 71H181V72H179ZM184 71V72H183ZM204 71V72H203ZM214 73H213V72ZM219 71V72H218ZM152 72V73H151ZM162 72V73H161ZM178 72H179V74H178ZM186 72V73H185ZM188 72V73H187ZM193 72L195 73V74H201L202 76H200L199 74H198V76L200 77V79H199V77H197V79H196V77H194L196 80H194L193 79V77L192 76H195V75H193ZM203 72V73H202ZM207 74H206V73ZM94 73V74H93ZM111 73V74H110ZM140 73V74H139ZM176 73V74H175ZM216 73V74H215ZM39 74H40V76H39ZM105 74V75H104ZM107 74V75H106ZM113 74V75H112ZM131 74V75H130ZM135 74V75H134ZM143 74H145L146 75V77H145V75H143ZM175 74V75H174ZM185 74H187L188 75V78H187V80H186V77H187V75L186 76H184ZM209 74V76H211V77H209L208 76V78L206 77V76H203V75H208ZM214 76H213V75ZM41 75H43V76H41ZM116 75V76H115ZM120 75V76H119ZM123 75H126V76H123ZM182 75H183V77H182ZM218 75V76H217ZM102 76V77H101ZM109 78V80H108V78ZM110 76V77H109ZM113 76V77H112ZM142 76V77H141ZM149 76V77H148ZM171 76V77H170ZM178 76H179V78H178ZM216 76V77H215ZM88 77V78H87ZM130 77V78H129ZM138 77V78H137ZM141 77V78H140ZM166 77V78H165ZM205 79H204V78ZM218 77V78H217ZM114 78L115 79V81L114 80H112V79ZM116 78H118L117 79V82H116ZM129 78V79H128ZM137 80H136V79ZM142 78H143V81H142ZM156 78V79H155ZM201 78L202 79H204V80H206V81H210V87H208V86H205L204 84L203 85H201V86H198L197 88H196V84L194 85V81L197 83V80L200 82L201 81ZM211 78V79H210ZM215 78H217V79H215ZM221 78H223V81H221L222 79ZM121 79V80H120ZM140 79V80H139ZM157 79H159L160 81H158ZM186 80V81H183V80ZM210 79V80H209ZM214 79V80H213ZM104 80V81H103ZM120 80V82H118ZM136 80V81H135ZM140 81L139 83L137 82V81ZM146 80V81H145ZM213 80V81H212ZM100 81H101V83H100ZM106 81H108L107 83H106ZM112 81L113 82H115V84L114 83H112ZM125 81H127V82H125ZM142 81V82H141ZM156 81V82H155ZM164 81H165V83L166 82H168V83H164ZM122 82V83H121ZM145 82V83H144ZM151 82V83H150ZM157 82H159L158 84H157ZM160 82H161V84H160ZM187 82L189 83V85L191 84H193V87L192 86H190V87H192V88H194V86H195V88L196 89H189V88H187V86L186 85H184V84H187ZM212 82V83H211ZM215 82V83H214ZM220 82H221V84H220ZM117 83V84H116ZM130 83V84H129ZM138 83V84H137ZM141 83H143V84H141ZM154 83V84H153ZM163 83V84H162ZM170 83V84H169ZM217 83V84H216ZM20 84V83H19ZM96 84H97V86H96ZM103 84L105 85V86H103ZM111 84V85H110ZM125 84V85H124ZM127 84V85H126ZM134 84H136V85H134ZM146 84L148 85V87L146 86ZM151 84V85H150ZM213 84V85H212ZM219 84V85H218ZM52 85V86H51ZM102 86V89L105 87V93H104V89L103 90H101L100 91V89H98V87L99 86ZM115 85V86H114ZM152 85H153V89H152ZM160 85V86H159ZM163 85H165V87L163 86ZM166 85H167V87H166ZM168 85H171V86H168ZM181 85V86H180ZM188 85V84H187ZM215 85V86H214ZM0 86H1V83H0ZM84 86V87H83ZM86 86V87H85ZM109 86H111V87H108ZM119 86H120V93H121V91H122V93L120 94L119 93V95H117L118 94V91L117 90H115L116 88L119 90ZM140 86V87H139ZM145 87V90H143L144 89V87ZM162 86V88L163 89H161L160 87ZM182 86H185V89H184V87L182 88ZM214 86V87H213ZM217 86V87H216ZM13 87V88H12ZM79 87V88H78ZM96 87V88H95ZM115 87V88H114ZM132 87H136L135 89L134 88H132ZM143 87V88H142ZM169 87H172V88H169ZM182 88L183 89V91H182V89L180 90V88ZM53 88V89H52ZM86 88V89H85ZM94 88V89H93ZM114 89V91H113V89ZM128 88V89H127ZM130 88V89H129ZM132 88V89H131ZM138 88V89H137ZM147 88V89H146ZM164 88H165V90H164ZM179 88V89H178ZM198 88H200L199 90H198ZM211 88V89H210ZM213 88V89H212ZM32 90L33 92H35L38 96H40V97H38V101L39 100H42V101H39L40 102V104L38 103V101H36V103H34L33 104V102H32V98L30 99V95H28L27 96V93L29 94L30 93V91L29 90ZM89 89V90H88ZM110 89H112V90H110ZM126 89H127V92H126ZM167 89H169V90H167ZM93 90V91H92ZM135 90H137V91H135ZM140 90V91H139ZM148 90V91H147ZM152 90V91H151ZM159 91L160 90V92L161 93H163V94H161L160 92L158 93V92H156V91ZM163 90V91H162ZM171 90H172V93H171ZM179 90V91H178ZM184 90H185V94H183V92H184ZM196 90V91H195ZM217 90V89H216ZM28 91V92H27ZM88 93H87V92ZM124 91L126 92L125 94H124ZM132 91V92H131ZM133 91H135L136 93H138V94H136L135 92H133ZM144 91V92H143ZM150 91V92H149ZM155 93H154V92ZM165 91V92H164ZM166 91H167V93H168V96H167V94H166ZM182 91V94H181V96L183 97L184 95V97H186V95L188 94V98L189 99H186V98H180V92ZM192 91V92H191ZM195 91V92H194ZM198 91V92H197ZM206 91V92H205ZM215 91V90H214ZM78 92V93H79ZM129 92H131V93H129ZM146 92V95L145 94H143V93H145ZM148 92V93H147ZM172 94V95H170V93ZM176 92H179L178 94L176 93ZM197 92V93H196ZM134 93V94H133ZM151 93V94H150ZM156 93H158V94H156ZM197 94L196 96L194 95V94ZM87 94V95H86ZM91 94V95H90ZM150 94V95H149ZM173 94L174 95H176V96H173ZM190 94V95H189ZM194 95V98H193V96L192 95ZM127 95H129V96H127ZM143 95V96H142ZM152 95V96H151ZM155 95V96H154ZM158 95V96H157ZM161 95H162V99L160 100L159 98H161ZM90 96V97H89ZM119 96H121V97H123V99H125V97H126V99H127V97H128V99L125 101H123V99L122 98H120ZM135 96V98L133 99V97ZM139 96V97H138ZM171 96V97H170ZM173 96V97H172ZM178 96V97H177ZM145 99V97H147V98H149L148 100H147V98H146V101L143 99V98ZM155 99H154V98ZM171 99H170V98ZM177 98V100L179 101H177L176 100V98ZM198 97L200 98V99H198ZM40 98H42V99H40ZM131 98V99H130ZM139 98V99H138ZM158 98V99H157ZM164 98H165V100H164ZM173 98V99H172ZM179 98V99H178ZM11 99V100H10ZM121 99V100H120ZM151 99V101L149 102V100ZM168 99V100H167ZM183 99H185V100H183ZM195 99H196V101H195ZM118 100V101H117ZM130 100H131V102L132 103H134V104H136L135 105V111H136V113L135 114H133L132 112L134 111V104H132L131 102H130ZM159 100H160V102H159ZM164 100V101H163ZM173 100H175V102L173 101ZM182 100V101H181ZM191 100H192V102H191ZM193 100H194V102H193ZM29 101H30V103H29ZM103 101V102H102ZM129 101V102H128ZM140 101L142 102V103H140ZM143 101H145V102H148V104L149 105H147V103L146 104H144L143 103ZM152 101H154L153 103H152ZM158 102V104L157 105H160V103H161V106H158L157 107V105H154V103L156 104V102ZM163 101V102H162ZM167 101H169V102H167ZM42 102H44V104H42L44 107H46V104H47V108H44L43 106H41V103ZM90 102V103H89ZM121 102V103H120ZM137 102H138V105H137ZM166 102H167V106H166ZM174 102V103H173ZM182 102V103H181ZM189 102V103H188ZM65 103V104H64ZM117 103V104H116ZM152 103V104H151ZM165 103V105H163ZM177 103V104H176ZM192 105H191V104ZM196 103V106H197V108H196V106L194 105ZM39 104V105H38ZM125 104H127L128 105V108L127 109H125L127 106H125ZM141 104V105H140ZM188 106H187V105ZM189 104H190V106H189ZM12 105H14V104H12ZM26 105V106H25ZM90 105H93V106H90ZM99 108V106H100V109H97V107ZM130 105V106H129ZM132 105V106H131ZM139 105H140V107H139ZM174 105H175V107H174ZM180 105V106H179ZM104 107V106H107V107H105V109L107 108V110L106 111H108V110H110L111 109V112L109 113V112H107L106 113V111H105V113H104V111H102L101 109H102V107ZM124 106V107H123ZM137 106V107H136ZM155 106V107H154ZM162 106H164V107H162ZM171 106V107H170ZM179 106V107H178ZM188 108H186V107ZM195 106V107H194ZM62 107H63V109H62ZM68 107V108H67ZM93 107V108H92ZM115 107V108H114ZM124 108L125 110H126V114L127 115H130L129 116V118L131 119V120H129V118H128V116L126 115V114H123V110H121V108ZM186 109H185V108ZM219 108L218 109H216L217 110V114H219V113H221L222 111H221V109H220V106H218ZM7 108V109H6ZM8 108H10V109H8ZM65 108H66V110H65ZM110 108V109H109ZM131 108V109H130ZM143 108H145V109H143ZM156 108V109H155ZM171 108V109H170ZM184 108V109H183ZM191 108V109H190ZM13 109H15L14 111H16L15 112V114H13ZM45 109V110H44ZM47 109H49L50 111L48 112L47 111ZM83 109V110H82ZM97 109V110H96ZM113 109V110H112ZM116 109H118V112H120L121 114H122V118H123V121L121 120L122 118H120V113H117V110ZM129 109V110H128ZM175 109V110H174ZM194 109V110H193ZM9 110V111H8ZM101 111L102 112V115H101V112H99V111ZM124 110V111H125ZM131 110H133V111H131ZM140 110V111H139ZM170 110V111H169ZM174 110V111H173ZM184 110H185V112H184ZM186 110H187V112L189 113V112H191L192 111V113L190 114L191 116H192V122H190L191 120H190V118H191V116L186 112ZM6 111V112H5ZM11 111V112H10ZM86 111V112H85ZM95 111V112H94ZM99 113H98V112ZM113 111V112H112ZM128 111V112H127ZM134 111V112H135ZM164 112V113H162V112ZM166 111V112H165ZM169 111V112H168ZM7 113V114H5L4 115V113ZM9 112L10 113H12L13 114V117H12V115L10 114L9 115ZM63 112V113H64ZM116 112V113H115ZM162 113V115H161V113ZM173 112V113H172ZM179 112V113H178ZM215 113H214V115L216 114V111H214ZM39 113H40V118H41V120H40V118L38 117V115H39ZM50 113V114H51ZM87 113V114H86ZM93 113V114H92ZM112 113V114H111ZM117 115V116H115V118H114V115L115 114ZM175 113V114H174ZM92 114V115H91ZM97 116H96V115ZM103 114H105V115H103ZM114 114V115H113ZM133 114V115H132ZM138 116H137V115ZM171 114H173V116L171 115ZM188 114V115H187ZM8 115V116H7ZM94 115V116H93ZM99 115V116H98ZM123 115H124V117H123ZM136 115V116H135ZM156 115V116H155ZM157 115H161V116H157ZM176 115V116H175ZM186 115V116H185ZM104 116V117H103ZM107 116H109V117H107ZM135 116V117H134ZM180 118H179V117ZM185 116V118H189L188 120L187 119H185L184 118V120L182 119V117H184ZM188 116V117H187ZM38 117V118H37ZM77 118L79 117L78 116V114H77V116H76ZM118 117L120 118V119H118ZM133 117L134 118H138V119H133ZM157 117H158V119H157ZM172 117V118H171ZM36 118L38 119V120H36ZM96 118V119H95ZM102 118V119H101ZM103 118H105L104 120H103ZM108 118H110V119H108V121H107V119ZM114 118V119H113ZM116 118H117V120H116ZM129 120L130 122H127V120ZM155 119V120H154ZM162 119V120H161ZM13 120V121H12ZM51 120H53V118L51 119ZM100 120H102V121H100ZM124 120H125V122H124ZM133 120V121H132ZM136 120H137V122H136ZM170 120V121H169ZM176 121L175 123L173 122V121ZM213 120H215V119H213ZM39 121H41V124H39V125H41V126H38L37 125V123L39 122ZM43 121V122H42ZM50 121V120H49ZM100 121V122H99ZM153 121L154 122H156V123H153ZM166 121V122H165ZM180 121V122H179ZM37 122V123H36ZM51 123H53V121H50ZM54 122H55V120H54ZM117 122V123H116ZM172 122H173V124H172ZM186 123V124H184V123ZM35 123H36V125H37V128H36V125H35ZM44 123H45V125H44ZM123 123H125L124 125L125 126H123L122 124ZM153 123V124H152ZM177 123V124H176ZM180 123H182V125L180 124ZM23 126H25V127H22V125ZM120 124V125H119ZM137 124V125H136ZM141 124H143V123H141ZM163 124V125H162ZM175 124V125H174ZM35 125V126H34ZM104 125V126H105ZM119 125V126H118ZM151 125V126H150ZM167 125V126H166ZM20 126H21V128H20ZM47 126V128H50L51 127V129H49V130H47V131H45L47 128H45L44 129V127H46ZM112 126H113V124H112ZM175 126V127H174ZM34 127H35V129H34ZM159 127V128H158ZM164 127H166V128H164ZM141 129L142 131V135L141 134H139L140 132H138V129ZM163 128V129H162ZM19 129V130H18ZM56 129H57V127H56ZM71 129V130H70ZM109 129V128H108ZM144 129H145V131H144ZM154 129V130H153ZM159 129H162L161 131L159 130ZM15 132H14V131ZM61 132H60V131ZM64 130V131H63ZM118 130V131H119ZM146 130H148V132L146 131ZM11 131V132H10ZM50 132V134H48L49 132ZM53 131V132H52ZM63 131V132H62ZM112 131H115L114 129H112ZM119 131V132H120ZM158 131V132H157ZM45 132V133H44ZM68 132V133H67ZM55 133V134H54ZM60 133V134H59ZM65 133H66V135H65ZM69 133H72V136L71 135H68ZM77 133H78V135H80V136H82V137H80V136H78L77 135ZM82 133V132H81ZM147 133V134H146ZM149 133V134H148ZM156 133H157V135H156ZM15 134V135H14ZM17 134V135H16ZM87 134V135H86ZM68 135V136H67ZM135 135H134V137H135ZM143 135L145 136V137H143ZM155 135V136H154ZM160 137H159V136ZM21 138V139H19V137ZM67 136V137H66ZM85 136V137H84ZM48 137V136H47ZM64 137V138H63ZM150 137V138H149ZM18 138V139H17ZM71 138V139H70ZM78 138H79V140H78ZM88 138V139H87ZM90 138H91V140H90ZM146 138V139H145ZM15 139H17V140H15ZM40 139V140H41ZM64 139V140H63ZM81 139V140H80ZM85 139V140H84ZM134 139H136V138H134ZM150 139V140H149ZM39 140V139H38ZM52 141V143H51V145H49V143L48 142H46V141ZM61 140V141H60ZM92 142H90V141ZM11 141V142H10ZM49 141V142H50ZM64 141V142H63ZM66 141V142H65ZM79 141H81L82 143L80 144L79 143ZM84 141V142H83ZM205 141V143H203L204 145H205V147L208 149V148H210V147H213L212 146V144L211 143H209V141L207 142V140H204V136H203V140H202V142H204ZM85 142H86V144H85ZM97 142V141H96ZM99 142V141H98ZM16 143V144H15ZM30 143V142H29ZM59 143V144H58ZM62 143V144H61ZM101 143V142H100ZM143 143V144H144ZM158 143H160L161 145H166V142H163L162 140L161 141H159ZM208 143V146L206 145ZM4 144L6 145V146H4ZM21 144V143H20ZM37 144L35 145V146H37ZM45 144V145H44ZM46 144L48 145V147H46ZM63 144L65 145V147L67 148H65L64 146H63ZM85 144V145H84ZM142 144V143H141ZM140 144V145H141ZM143 144L140 146V147H143ZM200 144H202V143H200ZM69 145V144H68ZM77 145V146H78ZM155 145V144H154ZM199 144H196V146L198 147L197 148V153L196 152H194V153H192V155H194V157L191 155V153H189V151H188V154L186 153L185 155L184 154H182V156H179L178 158L182 161H180V160H178V158H176L175 160H174V163L177 165H175L174 163H172V164H174L173 166L174 167H171L172 166V164H171V168L168 166V168H166V165H167V163H164L163 161H162V159H161V155H157V154H160V153H158V152H162L161 151V149L163 150V148L161 147L160 149H156V150H154L153 151V153H152V151H151V153L149 152V154H147V155H154V156H156L155 157V159L157 160H155V159H153L154 158V156H152L151 155V158H152V160H151V158H150V161H151V164H150V166L148 167L149 168V170H148V168H147V170L146 171H149V172H143L142 174H136L137 176H139V177H142V182L144 181V182H146V181H150L151 179L150 178H159V179H163V177H164V181L163 180H161V184L163 185V184H171V183H173V180H172V177H170L169 175H168V178L170 179V181H169V179H167L168 180V182H166V178H165V176L167 177V175H165V174H168V172L170 171V170H174V169H178V167H179V169H181V170H183V172L185 173V172H187V171H189V170H193V171H197V170H200V169H202V167H203V165L201 164V163H199V159H200V156L199 155H197L199 152H200V150H202L203 149V147H201L200 145L198 146ZM28 146V147H27ZM34 146V145H33ZM34 146V148H36ZM62 146H63V148H62ZM85 146V147H84ZM6 149H5V148ZM38 147V146H37ZM57 147V146H56ZM55 147V148H56ZM57 147V148H58ZM80 147V148H81ZM90 147V148H89ZM200 147V148H199ZM33 148V147H32ZM49 148V149H48ZM59 148V149H60ZM152 148H154L153 147V145H152ZM151 148V146H150V148L149 149H152ZM176 148V147H175ZM1 149H3V150H1ZM45 149L47 150V151H45ZM61 149L60 150H58V149H56V150H54L52 153L54 154V153H56V151L58 152L57 153V155L59 154L60 155V152L61 153H63V150L61 151ZM198 149H200L199 150V152H198ZM8 152H11V156L12 155H14L13 153L15 152V154L18 156H16V155H14L12 158L10 157V155H8V153L6 152V151ZM22 150H23V148H22ZM32 150H34V149H32ZM37 150L39 151V152H41L40 154H39V152L37 153ZM5 151V152H4ZM45 151V152H44ZM60 151V152H59ZM158 151V152H157ZM176 151H178V154L181 152L180 150H176ZM31 152H33L32 154H31ZM47 152V153H46ZM72 152V151H71ZM93 152V153H92ZM95 153H96V150H95ZM37 154H39V156L37 155ZM51 154V153H50ZM64 154H65V152H64ZM63 154V155H64ZM129 154V153H128ZM132 154V158H133V162L135 163V164H137V165H135V164H133V165H135V166H133V169L134 168H136L135 170H133L132 172L134 173V171H135V173H139V172H137V171H139L140 169L138 168V166L140 167V163H138V162H142V164L144 163V161H145V158H140V157H136L135 155H133V153H130V155ZM175 154H177L176 152H175ZM48 155V156H47ZM96 155H97V153H96ZM184 155V156H183ZM186 155H188V156H186ZM190 155V156H189ZM34 156H35V158L37 159H35L34 158ZM81 156H80V159L81 160H83L82 158H81ZM192 156V157H191ZM42 157H44V156H42ZM136 157V159H138L139 161L137 162V160H135L134 158ZM160 157V158H159ZM182 157V158H181ZM186 157V158H189V157H191L192 158V160L191 161H188V159L186 160V158L184 159V158ZM0 158V159H1ZM18 158V159H17ZM95 160H98L99 161V159L98 158H100V157H97V156H95ZM124 158V157H123ZM140 158V159H139ZM193 158H195V159H193ZM4 159H6V158H4L3 157V159H1L0 160V165L2 164L3 165V163H2V161L4 160ZM27 159V160H26ZM29 159H30V161H29ZM40 159V158H39ZM108 161H109V163H111V161H110V157H107L106 158ZM142 159V160H141ZM144 159V160H143ZM31 160H32V162H31ZM79 160V159H78ZM103 161L102 162V164L104 165V163H105V165H107L108 164V161ZM141 160V161H140ZM155 160V161H154ZM5 161V160H4ZM3 161V162H4ZM80 161V160H79ZM78 161V162H79ZM92 161V163L94 162V160H91ZM160 161V162H159ZM176 161H179L178 163L176 162ZM34 162V163H35ZM107 162V163H106ZM262 162V163H261ZM260 163V165L262 166L263 164H264V160H262ZM182 163V164H181ZM38 164H39V166H38ZM101 164V165H102ZM181 164V165H180ZM35 166H34V168L36 167V169H34L33 168V170H34V172L35 171H38V172H36V173H38V174H36L35 173V175L34 176H36V178H34L35 179V181L39 178V175H40V173L42 172V166H44V163L43 162H39V163H37V165H36V163L34 164ZM153 167H152V166ZM180 165V166H179ZM241 165V164H240ZM4 166V165H3ZM3 166L1 167L2 168V171H4L5 169L6 170H8V167H9V164H8V167L6 166L5 167V169L3 170ZM175 166H176V168H175ZM236 166H238V165H236ZM253 167V165H248L247 167L249 168V167ZM41 169H40V168ZM99 167V166H98ZM98 167H96V169H99ZM157 167V168H156ZM162 167V168H161ZM231 167H234V165H231V164H229V165H227V168H231ZM246 167V169L248 170V168ZM1 168H0V171H1ZM15 168V167H14ZM9 169V172H11L10 170H15L16 169V173H17V167L15 168V169ZM39 168V169H38ZM101 168H102V166H101ZM158 168H159V170H158ZM173 168V169H172ZM183 168V169H182ZM139 169V170H138ZM141 169H143V167H141ZM41 170V171H40ZM1 171V172H2ZM216 171H219V170H216ZM89 172L91 173L92 172V175H93V172H95L94 171V169L91 171V170H89ZM153 172V173H152ZM235 172H237V171H234V172H231V173H229V175H231V174H233V173H235ZM132 173V174H133ZM151 173V174H150ZM17 174H19V171H18V173ZM153 174H155V175H153ZM10 175V174H9ZM20 175H21V173H20ZM135 175V174H134ZM150 175H153V177H151ZM228 175V174H227ZM127 176V175H126ZM149 177V178H148ZM186 177V176H185ZM184 176H183V178L182 179H184L185 178ZM73 178H75L74 176H73ZM33 179V180H34ZM70 179V178H69ZM95 178L94 177H92V180H94ZM132 178H130V180H131ZM181 179V180H182ZM181 180L179 179L178 180V182H181ZM34 182V181H33ZM65 182H68V183H70V182H73V183H75V179H70V180H68L67 179V181H65ZM141 182V181H140ZM148 182H146V187H141V189H143L144 191H142V193L140 194L141 196H142V194L145 196H150L151 194H153L152 192H150V191H148L149 189H151V185L149 186V184H148ZM193 182V181H192ZM192 182H191V184H192ZM46 183V182H45ZM64 183V182H63ZM63 183H62V185H63ZM68 183H66L65 185H67V186H64V188L63 189H65V190H67L68 188H70V185L72 184V183H70V184H68ZM155 183H159V181L158 180H155ZM194 183H195V181H194ZM53 183L51 182V185H52ZM94 185H95V182L93 183ZM148 184V185H147ZM45 185L46 184H44L42 187L40 186L39 188H44L43 189V192L40 190V189H38V188H35V186L33 187V186H31L30 187V185H29V188H23V190H22V188L20 189L19 188V190L17 191V194H15L14 193V195H18V192H19V195L20 194H22L21 193V191L23 192V193H26V190H27V192H29L30 191V189L31 190H33L34 191V193H38V192H40V193H44V190L45 191H47V189H48V191H49V189H50V187L49 186H51L50 184H49V186H47L46 185V187H45ZM25 186V185H24ZM147 186H149V189H148V187ZM28 187V186H27ZM38 187V186H37ZM49 187V188H48ZM66 187V188H65ZM34 188H35V190H34ZM240 188H243V189H240ZM240 188H237V187H234L233 189H230V190H228V191H226L227 193H225L223 196L229 201V203H235L236 202V200H238L239 199V194H244V192L243 191H245L246 189H245V187H242V185L240 186ZM239 189L240 190H242V192H240L239 191ZM38 192H37V191ZM25 191V192H24ZM33 191H31V192H33ZM150 192V193H149ZM111 193V192H110ZM27 194V193H26ZM26 194H24V195H26ZM149 194V195H148ZM24 195H21V196H13L11 199V201H12V203H11V205L10 206H8L9 207V209L10 210H12V208L14 209V207H15V205H16V207L15 208H17L18 206V204H17V202H16V204L14 203V201L15 200H18L21 204L23 203L22 202V199H23V201L25 202V196ZM125 195H127V194H125ZM131 195V198L129 197ZM135 195H137V194H135V192L134 193H131V194H129V196H128V198H130L131 199V201H134V198H135V200H136V197H133V196H135ZM139 194L137 195V197L139 196V197H141ZM23 196V197H22ZM127 196H125L123 199H125L124 200V202H123V199L121 200V198L118 196L117 198L120 200H118L116 197H112V198H106V197H99V198H97L95 201H93L92 203H90V204H92L93 206H92V208H94V205H97V207L95 206V208H98L99 207V210L100 209H106V208H110V207H112V208H114L115 206H117V208L116 209H118V210H116L115 208H114V212L112 213V215L113 216H111L112 218H111V220H110V222L109 223H107V224H104V225H102V226H98V225H100L99 223H97V226L99 227H96L97 228V231H98V229H100L99 230V234H100V236H98V237H95L96 236V234L94 235V233L92 232V230H90L91 232H92V234H91V232L89 231V233H88V231H86V232H82V234L81 233H79V234H81L83 237L82 238H80L81 237V235L79 236V234L76 236L77 238V240L79 241V243H81V239H83V240H85L84 242L86 243V239H88V235H89V238H91L90 240L88 239V242L90 241V243H92V242H95V239L93 240V238L95 237L96 238V242H95V246L97 245V244H99V245H101L102 247H104V248H106V250L109 252V254L110 255H115V252L117 251L116 249H114L113 247L115 246H120L121 248H123V250H125V251H128V250H130L131 251V246H130V243L128 244V243H126L125 245H129L128 247H122V245H113L112 244V239L111 238H115V237H113V235L112 234H110V232H116L117 233V231L116 230H118V229H124V228H128L129 230H130V232H129V234L131 235V233L133 234V235H138V234H140L139 235V237L136 239V238H134V237H132V236H130L131 237V239H132V241H133V239H134V241H135V239L139 242H141L142 241V239H146L147 238V236L150 234L149 232H146V230L148 229V227L150 226V221L152 220V216H151V212L149 213V214H146L145 213V210L143 211V209H139V208H134L132 211H131V214H132V216L127 220V217L124 215V214H118V212L120 211L119 210V208H118V206H121L122 204H124V203H128V202H131V201H129L130 199H128L127 198ZM21 197V198H20ZM19 198L21 199V201L19 200ZM111 199H112V201L113 202H115L116 201V199H117V201L115 202V203H113L112 201H111ZM115 201H114V200ZM139 199V198H138ZM10 200V199H9ZM109 200V201H108ZM26 201L28 202L29 200H27V198H26ZM97 201V202H96ZM105 201H108L107 203L108 204H106L105 203ZM112 202V203H109V202ZM100 202V203H99ZM106 204H104V203ZM96 203H99V204H96ZM12 204L14 205V206H12ZM103 204V205H102ZM99 205V206H98ZM102 205V206H101ZM12 206V207H11ZM182 205H171L170 207H169V209H171L172 210V214H173V216H172V214H171V216H172V218H173V220L174 221H177V220H180L179 219V217L180 218H183V216H185V213H187V210H185L186 209V207L185 206H183V207H181ZM11 207V208H10ZM86 207H88V208H86ZM85 207V211L87 210V209H92L91 208V206L89 207V206H86ZM182 208V209H181ZM183 208H185V209H183ZM5 209V208H4ZM8 209V210H9ZM163 210H162V212H168V210H167V208H162ZM175 209H178V210H176V212L175 211H173V210H175ZM84 210V209H83ZM89 210H87V211H89ZM104 211V210H103ZM75 211H70L69 213L71 214V215H73V214H75L74 213ZM144 212V213H143ZM174 212V213H173ZM68 212H66V216H71L69 213L67 214ZM73 213V214H72ZM120 213V212H119ZM200 213H202L203 215H204V213L206 214V212L204 211L203 212V210H201L200 211ZM10 214H11V212H10ZM10 214H6L5 213V215L7 216V215H9L10 216ZM163 214V213H162ZM51 215V214H50ZM163 215H165V214H163ZM46 217L47 216H49V213L48 214H46L45 215ZM165 216H167V215H165ZM171 216H168V217H170L171 218ZM5 217V216H4ZM45 217V218H46ZM50 217V216H49ZM174 217H176V218H174ZM44 218V219H45ZM55 218L56 217H54V215H51V217L50 218H46L45 220L47 221L46 223H49V222H52V221H54L55 220ZM51 219V220H50ZM175 219H177V220H175ZM7 220H10V217H9V219H7ZM49 220V221H48ZM5 221V222H4ZM195 222H196V220H194ZM5 223V224H4ZM2 224V225H1ZM1 224H0V230H2L1 228H3V227H7L8 226V224H7V221L6 220H2L1 221ZM51 225V224H50ZM90 226H91V224H89ZM120 225H122V226H120ZM89 226V227H90ZM109 226H112V228H109ZM91 228V227H90ZM93 228V227H92ZM4 231V230H3ZM3 231H1V232H3ZM62 233H63V230L60 232V234L61 235H59L60 236V240L61 239H63L65 236L64 235H62ZM198 233V232H197ZM1 234V233H0ZM87 234V236H86V238H85V235ZM199 234V233H198ZM92 235H94V237L92 236ZM79 236V237H78ZM79 238H80V240H79ZM77 240H76V243H75V245H77ZM93 240V241H92ZM98 240V241H97ZM83 241H82V243H84ZM87 242V243H88ZM78 243V244H79ZM112 244V246H110ZM1 245V244H0ZM135 245H136V248L135 249H139V248H141V244H137V242H135ZM133 251V250H132ZM137 257H139V255L137 256ZM137 257L136 258H134V259H137ZM181 264V263H180Z\"/></svg>",
	"mask_w": 264,
	"mask_h": 264
}]
</instances>
